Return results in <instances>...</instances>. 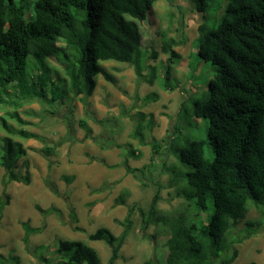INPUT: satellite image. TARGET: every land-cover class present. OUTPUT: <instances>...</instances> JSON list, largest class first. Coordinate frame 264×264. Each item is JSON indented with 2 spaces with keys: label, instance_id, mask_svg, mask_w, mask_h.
Instances as JSON below:
<instances>
[{
  "label": "trees",
  "instance_id": "obj_1",
  "mask_svg": "<svg viewBox=\"0 0 264 264\" xmlns=\"http://www.w3.org/2000/svg\"><path fill=\"white\" fill-rule=\"evenodd\" d=\"M156 1L0 0V107H15L0 114V166L8 181L29 182L27 159L16 170L26 154L22 141H45L41 134L23 127L28 122L16 110L22 103L35 101L54 108L57 103L63 105L70 90L85 102L98 74L116 82L101 63L108 59L131 64L137 76L153 83L152 66L148 77L142 73L138 22L146 19ZM189 1L193 11L201 14L194 42L197 55L217 66L207 89L200 97L190 94L178 111L187 112L186 103L191 100L189 114L205 122V136L181 135L174 125L167 147L185 168L181 172L185 186L177 188V195L189 200L190 206L183 213L164 214L157 208L159 192L155 190L146 210L129 207L118 222L122 225L118 235L105 226L89 233V240H101L110 247L106 264L119 257L135 208L144 225L160 226L167 235L163 264H231L238 255L236 244L264 226V0ZM173 42L164 40L161 46L169 54L166 80L174 58H180ZM157 55L154 50L150 53L151 58ZM51 61L61 66L64 76ZM137 133L138 129L133 135ZM58 143L46 144L42 151L51 154ZM128 154L138 156L132 148ZM123 164L127 173L141 181L136 173L140 168L129 166L127 158ZM174 172H169L170 185L178 186ZM125 194L116 203H123ZM5 198L0 196V215L8 203V195ZM249 204L259 212L257 219H245ZM191 205L199 214L192 212ZM244 219L240 235L232 236L231 230ZM23 228L25 243L30 233L39 231L26 222ZM55 245L58 264L100 262L96 249L81 240L60 238ZM139 264L161 261L151 256Z\"/></svg>",
  "mask_w": 264,
  "mask_h": 264
},
{
  "label": "rangeland",
  "instance_id": "obj_2",
  "mask_svg": "<svg viewBox=\"0 0 264 264\" xmlns=\"http://www.w3.org/2000/svg\"><path fill=\"white\" fill-rule=\"evenodd\" d=\"M200 16L189 0H157L146 19L138 22L142 73L148 77L150 71L155 72L152 84L137 76L129 63L102 60L116 82L110 83L98 74L96 87L84 98L85 102L70 90L63 97V105L57 103L55 109L35 101L24 102L16 109L28 122L23 127L41 134L45 141H22L26 154L16 170L27 159L28 183L8 181L0 166V196L2 200L6 195L9 198L0 215V264H58L53 250L60 238L81 240L92 246L100 258L99 264H106L110 247L104 241L89 240V233L105 226L118 235L122 231L118 222L129 207L146 210L155 190L159 192L160 212L176 215L189 208L190 201L177 195V188L185 186L181 176L185 168L167 147L174 125L181 135L199 138L206 133L205 122L189 114L191 100L186 103L187 112H178L190 94L200 97L216 73V65L197 55L194 42ZM164 40H173L172 48L180 55L171 63L167 80L164 65L169 54L161 49ZM152 50L158 53L156 58L150 57ZM51 64L64 76L61 66L55 61ZM58 84L62 86L61 82ZM13 109L1 106L0 114ZM57 143L51 154L42 151L46 144ZM131 148L137 157L128 154ZM125 158L129 166L141 169L136 171L141 181L126 172ZM169 170L175 171L178 186L170 185ZM123 192L124 202L116 203ZM191 207L193 213L199 214ZM48 209L52 210L45 212ZM259 216L249 204L245 219ZM202 217L205 219L206 215ZM130 218L131 229L113 264H139L151 256L163 264L165 232H160V226L144 225L136 208ZM245 219L231 230L232 236L240 235ZM24 222L39 227L38 232L28 235L27 243L23 241ZM236 248L238 255L231 264H264V226L236 244Z\"/></svg>",
  "mask_w": 264,
  "mask_h": 264
},
{
  "label": "bare ground",
  "instance_id": "obj_3",
  "mask_svg": "<svg viewBox=\"0 0 264 264\" xmlns=\"http://www.w3.org/2000/svg\"><path fill=\"white\" fill-rule=\"evenodd\" d=\"M146 120V119H145Z\"/></svg>",
  "mask_w": 264,
  "mask_h": 264
}]
</instances>
